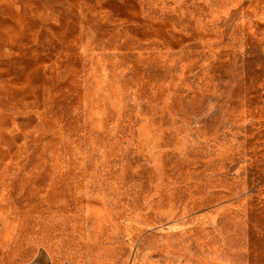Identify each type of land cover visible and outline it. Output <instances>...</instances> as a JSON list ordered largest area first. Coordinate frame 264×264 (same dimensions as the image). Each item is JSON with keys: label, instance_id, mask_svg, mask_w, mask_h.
Instances as JSON below:
<instances>
[{"label": "rangeland", "instance_id": "374dc122", "mask_svg": "<svg viewBox=\"0 0 264 264\" xmlns=\"http://www.w3.org/2000/svg\"><path fill=\"white\" fill-rule=\"evenodd\" d=\"M0 261L264 264V0H0Z\"/></svg>", "mask_w": 264, "mask_h": 264}, {"label": "crops", "instance_id": "0c3cea01", "mask_svg": "<svg viewBox=\"0 0 264 264\" xmlns=\"http://www.w3.org/2000/svg\"><path fill=\"white\" fill-rule=\"evenodd\" d=\"M2 235V219L0 218V241ZM0 264L2 262L0 261ZM9 264H55L50 254L44 249H38L35 254L26 260L11 262Z\"/></svg>", "mask_w": 264, "mask_h": 264}]
</instances>
